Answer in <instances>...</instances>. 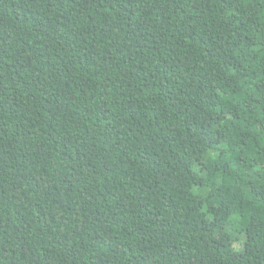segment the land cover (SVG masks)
Listing matches in <instances>:
<instances>
[{"label":"trees","instance_id":"1","mask_svg":"<svg viewBox=\"0 0 264 264\" xmlns=\"http://www.w3.org/2000/svg\"><path fill=\"white\" fill-rule=\"evenodd\" d=\"M0 264H264V0H0Z\"/></svg>","mask_w":264,"mask_h":264}]
</instances>
